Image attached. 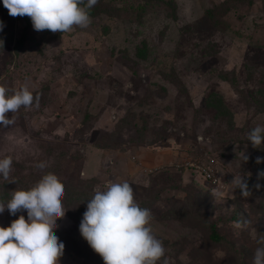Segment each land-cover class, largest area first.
I'll return each instance as SVG.
<instances>
[{
    "label": "rangeland",
    "instance_id": "rangeland-1",
    "mask_svg": "<svg viewBox=\"0 0 264 264\" xmlns=\"http://www.w3.org/2000/svg\"><path fill=\"white\" fill-rule=\"evenodd\" d=\"M89 15L86 28L36 31L0 0V86L39 96L0 126V159L13 161L2 200L55 174L65 187L59 264H104L79 225L94 189L127 181L163 242L157 264H252L264 234V141L246 138L264 126V0H98ZM139 150L176 157L149 171ZM238 173L250 196L232 190ZM20 215L5 209L0 227Z\"/></svg>",
    "mask_w": 264,
    "mask_h": 264
},
{
    "label": "clouds",
    "instance_id": "clouds-1",
    "mask_svg": "<svg viewBox=\"0 0 264 264\" xmlns=\"http://www.w3.org/2000/svg\"><path fill=\"white\" fill-rule=\"evenodd\" d=\"M2 3L10 16H28L36 31L67 33L75 26H89V10L98 0H2ZM3 27L0 22V30ZM34 99L38 105L39 96L34 98L26 85L13 90L0 86V126L13 124L7 114L31 107ZM246 139L253 148H259L264 141V126L251 129ZM241 153L242 161L247 162L248 156ZM261 162L264 158L257 157L255 163ZM12 164L11 157L0 159V176L4 180H9ZM36 167L44 169L47 165L41 162ZM260 179H264V171L257 172V180ZM230 183L233 191L238 189L245 197L251 195L248 180L240 173ZM254 187L258 190L259 183ZM64 194V184L55 174L47 173L30 189L14 190L10 199L0 201V214L5 209L13 216L22 211L27 213V220L20 215L9 226L0 227V264H59L65 246L58 242L54 229L56 220L65 216ZM152 219L151 211L135 202L133 188L127 181L109 182L103 189H94L79 232L104 264H157L165 248L153 234ZM257 245L252 264H264V234L258 236Z\"/></svg>",
    "mask_w": 264,
    "mask_h": 264
},
{
    "label": "crops",
    "instance_id": "crops-1",
    "mask_svg": "<svg viewBox=\"0 0 264 264\" xmlns=\"http://www.w3.org/2000/svg\"><path fill=\"white\" fill-rule=\"evenodd\" d=\"M141 153V155H139ZM156 156H161L164 157L165 159H167V157H169L165 162H161V161H156ZM139 160L138 163H141V166L144 167L145 170H152V169H157L158 167H162V166H167L172 164L171 161H173L175 159L176 156H168V154H162V153H157L156 155L153 154L152 156H150L148 153L145 152V150H139L137 152V156H136ZM166 164V165H164Z\"/></svg>",
    "mask_w": 264,
    "mask_h": 264
},
{
    "label": "trees",
    "instance_id": "trees-1",
    "mask_svg": "<svg viewBox=\"0 0 264 264\" xmlns=\"http://www.w3.org/2000/svg\"><path fill=\"white\" fill-rule=\"evenodd\" d=\"M5 185H6V183H4V184L2 185V187H1V189H2V191H1L2 193H1V195H0V200H1V201H6V200H2V199H6V198H8L9 195H10V193H9V189H10V188H6ZM8 193H9V194H8ZM68 216H69L72 220L75 221V219L73 218V216H72L71 214L68 213ZM210 239H211L212 241H215V242L220 241V237H219V235L217 234V228H215L214 225H212L211 228H210Z\"/></svg>",
    "mask_w": 264,
    "mask_h": 264
},
{
    "label": "built area",
    "instance_id": "built-area-1",
    "mask_svg": "<svg viewBox=\"0 0 264 264\" xmlns=\"http://www.w3.org/2000/svg\"><path fill=\"white\" fill-rule=\"evenodd\" d=\"M149 171H151V170L149 169ZM201 174H202V176H203L205 179H207V180H209V181H211V182H213V183H216V182H217V179L214 178V177L210 174V172L202 170Z\"/></svg>",
    "mask_w": 264,
    "mask_h": 264
}]
</instances>
